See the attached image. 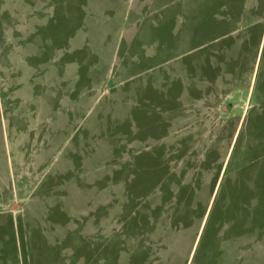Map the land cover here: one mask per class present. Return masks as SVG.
I'll use <instances>...</instances> for the list:
<instances>
[{
	"label": "rangeland",
	"instance_id": "374dc122",
	"mask_svg": "<svg viewBox=\"0 0 264 264\" xmlns=\"http://www.w3.org/2000/svg\"><path fill=\"white\" fill-rule=\"evenodd\" d=\"M0 264H264V0H0Z\"/></svg>",
	"mask_w": 264,
	"mask_h": 264
},
{
	"label": "crops",
	"instance_id": "0c3cea01",
	"mask_svg": "<svg viewBox=\"0 0 264 264\" xmlns=\"http://www.w3.org/2000/svg\"><path fill=\"white\" fill-rule=\"evenodd\" d=\"M58 98H59V96H58Z\"/></svg>",
	"mask_w": 264,
	"mask_h": 264
}]
</instances>
